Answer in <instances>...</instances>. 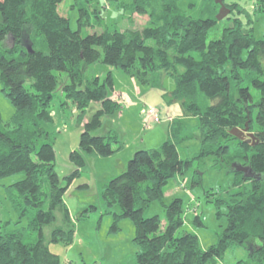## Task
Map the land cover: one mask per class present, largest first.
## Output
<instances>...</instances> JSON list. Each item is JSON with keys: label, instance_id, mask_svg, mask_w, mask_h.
<instances>
[{"label": "trees", "instance_id": "obj_1", "mask_svg": "<svg viewBox=\"0 0 264 264\" xmlns=\"http://www.w3.org/2000/svg\"><path fill=\"white\" fill-rule=\"evenodd\" d=\"M62 1L0 0L1 91L15 109L11 127L3 131L0 126V178L23 174L11 187L23 202L20 216L33 211L29 225L37 233L35 241L26 242L20 233L1 232L0 264H59L43 241V227L55 222L58 211L60 225L52 229L49 243H73L63 194L85 165L83 155L106 157L122 146L115 134L92 135L103 115L121 108L110 98L114 87L110 72L102 82L85 75L86 68L100 59L122 70L139 87L165 91V98L178 104L185 118L198 121L194 130L182 135L179 120L172 119L170 139L157 149L136 150L126 169L103 186L107 207L119 209L114 221L126 218L133 223L137 264H218L232 247L247 248L252 264H264V36L255 39L249 23L234 19L220 38L207 43L216 19L183 14L175 0H133L131 13L147 17L144 27L104 29L81 37L57 12ZM105 1L121 6L118 0ZM220 1L230 12L236 6ZM74 3L79 6V23L88 17L87 6L97 19L101 17V2ZM253 4L255 12H264V0ZM218 6L212 2L213 9ZM241 14L251 21L247 12ZM8 38L10 46L5 45ZM37 42L45 44L47 53L35 49ZM54 72L65 73L68 81H59ZM167 77L173 80L172 90L162 85ZM57 90L66 99L61 104L70 101L79 117L91 102L100 103L92 117L81 122L78 148L69 154L75 169L63 178L65 184L54 169L53 143L42 126L51 121L49 106ZM233 128H246L242 139L230 133ZM192 139L199 141V152L181 160L177 144ZM205 157L225 165L235 179L234 191L227 195L226 225L216 243L202 249L193 233H177L185 221L182 200L162 199L170 179L182 175L193 159ZM236 166L248 167L252 176ZM245 185L250 186L248 191ZM155 201L163 209L164 223L158 215L144 216ZM193 223L202 225L198 214Z\"/></svg>", "mask_w": 264, "mask_h": 264}, {"label": "rangeland", "instance_id": "obj_2", "mask_svg": "<svg viewBox=\"0 0 264 264\" xmlns=\"http://www.w3.org/2000/svg\"><path fill=\"white\" fill-rule=\"evenodd\" d=\"M97 1L101 2L99 8H102L99 19L91 12V7L87 6L88 17L79 23V6L75 5L74 0H63L57 5V12L69 20L71 30L78 31L81 37L100 33L104 29L125 31L142 28L147 22L145 15L139 16L131 13L130 7L133 0H118L121 3L119 8L116 7L117 2L109 4L105 0ZM216 1L175 0L178 9L183 14L186 13L192 18L211 17L214 19L220 10V6L212 8V2L219 5ZM225 2L236 4V6H232V11L229 10L226 18L217 21L208 31L207 43L220 38L223 29L229 27L234 19H240L244 24L249 23L255 39H261L264 36V12H255L253 4L255 0H225ZM243 11L248 13L251 18L250 22L247 18L241 17ZM5 45H11L10 38L5 41ZM35 49L47 53V48L42 42H37ZM108 72L113 75L115 87L110 98L114 101L115 99L122 101L123 105L121 104L119 111L103 115L100 128L92 132V135L115 134L122 142V146L115 153L106 157L83 155L85 165L63 194L62 200L70 213L71 225L74 229L73 243L69 246L62 243H49L52 229L60 225L58 211L55 212V222L43 227V241L47 244L49 251L58 256L59 264H137V246L133 241L135 235L133 223L126 218L114 221L113 214L118 213L119 209L116 206L107 207L101 196L102 189L107 181L126 169L128 160L136 150L157 149L171 137L172 120L168 119L170 114L165 108H160L158 111L161 121L158 123L150 121L147 126L139 113L144 108V104L145 107H154L150 106L153 104V99L159 102L160 97L152 93L159 92L158 89L153 88L154 90L151 89L152 92H149L144 87L134 88L136 94H140V97L150 102L146 103L145 101L140 106V103L137 105L136 102L139 98H135L131 93L133 87L129 81L131 78L127 77L122 70L107 66L101 63L100 59L86 68L85 75L89 78L97 76L102 82ZM54 74L59 77V81H68L65 73L54 72ZM170 83H173V80L167 77L162 85L169 90ZM26 87L29 88L28 83H26ZM1 88L0 82V126L4 131L11 127L15 109ZM125 94L134 98L132 104L127 105L129 99ZM256 97H258L257 94ZM64 101H66L64 95L59 90L55 91L49 106L51 121L42 123V126L48 132L50 141L53 143L54 169L61 182L65 184L63 178L70 175L75 169L69 159V154L78 148L79 135L82 131L81 125L92 117L100 103L91 102L84 110L83 115L79 117L73 110L70 101L67 100V104L62 105L61 103ZM171 113L176 114L177 112L171 111ZM197 123V119L193 117L180 119L178 125L181 127V134L184 135L185 132L194 130ZM199 150L200 143L196 139L183 140L177 144L181 160L191 159ZM22 179L23 174L21 173L0 178V233H20L26 242H33L37 239V233L31 229L29 224L34 213L33 211H23L24 215L20 216L23 202L11 187L12 184ZM234 179L235 175L228 171L225 165L223 167L217 165L212 157L193 159L191 166L182 175L170 179L164 187L162 200L165 203H169L175 197L182 200L185 221L177 233L182 231L193 233L197 236L202 249H207L215 244L217 236L226 225V203H230L227 200V195L229 190L234 191L232 189ZM249 188V185H245L247 191ZM93 206L95 209L85 211ZM196 214L199 215L202 225L193 223ZM153 215H158L164 223V212L158 201L153 202L144 213L145 217ZM114 222L117 229H113ZM255 243L259 245L258 240H255ZM239 263L252 264L248 258L247 248H229L218 264Z\"/></svg>", "mask_w": 264, "mask_h": 264}, {"label": "crops", "instance_id": "obj_3", "mask_svg": "<svg viewBox=\"0 0 264 264\" xmlns=\"http://www.w3.org/2000/svg\"><path fill=\"white\" fill-rule=\"evenodd\" d=\"M111 73V72H110ZM112 75V74H111ZM112 78H113V75H112ZM130 82H131V84L133 85V87H132V94H133V96L135 97V98H139L138 99V101H136L137 102V105H139V103H140V106L142 105V103H145V101H146V103H150V102H147V100H145V99H143V97H140V94H136L135 92H134V88H138V85L136 84V82H135V80L133 79V78H131L130 80H129ZM113 85H114V79H113ZM173 87H174V84L173 83H170L169 84V90H172L173 89ZM148 89V91L149 92H152L151 91V89L152 90H154L153 88H151V87H144V89ZM113 89H115V87H113ZM155 89H158V88H155ZM156 91V90H155ZM158 91L159 92H157L156 91V93L155 92H152L153 93V95H155V96H159L160 97V100H159V102L158 101H155L154 99H153V104L152 105H150V106H154L155 108H157V109H160V108H165L168 112H169V114H170V117L169 118H171V119H173V121L174 120H180V119H182V118H184V115L182 114V111H181V108H180V106L178 105V104H176V103H169L168 102V99H166L165 98V96H164V93H165V91H163V90H161V89H158ZM137 92H138V89H137ZM125 93V92H124ZM126 95V97L129 99V101L128 100H126V101H128L127 103V105H129L130 103L132 104V99H134L133 97H129L127 94H125ZM131 96V95H130ZM162 98V99H161ZM115 101H117V102H119V104H122L123 105V103H122V101H118V100H116L115 99ZM144 106H145V104H144ZM140 110V109H139ZM171 111H175V112H177L176 114H172L171 113ZM139 113H140V115H141V111H139ZM142 116V115H141Z\"/></svg>", "mask_w": 264, "mask_h": 264}, {"label": "water", "instance_id": "obj_4", "mask_svg": "<svg viewBox=\"0 0 264 264\" xmlns=\"http://www.w3.org/2000/svg\"><path fill=\"white\" fill-rule=\"evenodd\" d=\"M216 2H218L220 4V10L216 16V20L219 21V20H222L223 18H225L227 16V14L229 13V9L227 7H225L220 0H217ZM26 48L28 51L32 50L31 46H27ZM245 131H246V128H244L242 130L238 129V128H233L230 130V133L235 135L237 138L242 139ZM249 137L253 138V136L251 134H249ZM248 141H249V139H247V142ZM236 168L238 170L243 171L246 176H252L251 170L248 167L236 166Z\"/></svg>", "mask_w": 264, "mask_h": 264}, {"label": "built area", "instance_id": "obj_5", "mask_svg": "<svg viewBox=\"0 0 264 264\" xmlns=\"http://www.w3.org/2000/svg\"><path fill=\"white\" fill-rule=\"evenodd\" d=\"M159 109L155 107H144L141 111V115L143 117V121L146 124V126L150 123V121L154 123H158L161 121L160 115H159ZM169 119V118H168Z\"/></svg>", "mask_w": 264, "mask_h": 264}]
</instances>
